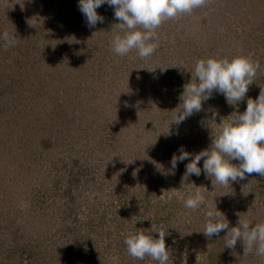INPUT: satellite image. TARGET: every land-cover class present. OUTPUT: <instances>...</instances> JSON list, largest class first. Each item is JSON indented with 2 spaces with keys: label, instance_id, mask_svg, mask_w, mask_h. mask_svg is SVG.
<instances>
[{
  "label": "rangeland",
  "instance_id": "374dc122",
  "mask_svg": "<svg viewBox=\"0 0 264 264\" xmlns=\"http://www.w3.org/2000/svg\"><path fill=\"white\" fill-rule=\"evenodd\" d=\"M78 5L0 0V264H159L132 258L124 241L140 231L158 239L160 229L168 264H264L255 248L243 255L239 240L227 248V230L211 239L201 231L215 205L230 227L238 214L264 223V176L214 188L201 159V175L182 186L189 160L170 163L182 147L210 148L222 120L259 96L264 0H208L166 20L147 58L112 50L122 34L113 7L100 6L103 22L90 28ZM5 31L16 41L7 49ZM236 56L260 64L244 100L230 105L213 92L174 123L195 63ZM173 83L183 90H169ZM197 186L206 206L193 211L183 201Z\"/></svg>",
  "mask_w": 264,
  "mask_h": 264
},
{
  "label": "clouds",
  "instance_id": "9594fccd",
  "mask_svg": "<svg viewBox=\"0 0 264 264\" xmlns=\"http://www.w3.org/2000/svg\"><path fill=\"white\" fill-rule=\"evenodd\" d=\"M207 3L208 0H79L78 7L90 28L103 22L104 17L97 12L100 6L107 4L113 7L114 17L119 21L115 25L122 34L114 36L112 50L120 56L136 50L140 58H147L158 48V43L150 41L156 39V29L163 22L177 19L182 14H191L194 9L204 7ZM29 25L35 26L31 22ZM3 39L6 49L16 43L7 31L3 33ZM259 68V62L247 56L198 60L194 69L190 70L192 79L184 86L180 96L182 107L173 122L179 125L194 113L200 112L203 101L211 98L213 92L223 94L230 105L238 104L246 97ZM221 124L218 134L212 135L210 148L193 155L182 147L179 154H173L170 161L173 169L178 163L189 160L181 178L182 186L187 185L190 176L201 175V159L203 172L212 178L214 188L244 180L253 174L264 176V87H261L257 98H248L244 112H238L231 121L225 122L223 119ZM234 160H238L239 164H234ZM156 167L161 170L159 164ZM183 203L193 211L202 205L206 206L203 190L197 186ZM238 215L240 218L237 226L230 227L217 205L208 207L206 223L201 231L211 239L227 230V248L234 249L239 240L244 248L243 255L247 256L255 248L256 255L264 257V223L252 224ZM156 232L159 234L158 239L143 231L128 235L124 241L128 254L137 260L149 257L159 264H168L170 256L165 242L166 232L163 229Z\"/></svg>",
  "mask_w": 264,
  "mask_h": 264
},
{
  "label": "trees",
  "instance_id": "16d2710c",
  "mask_svg": "<svg viewBox=\"0 0 264 264\" xmlns=\"http://www.w3.org/2000/svg\"><path fill=\"white\" fill-rule=\"evenodd\" d=\"M117 62H119V60H117ZM188 61H186L181 67H180V70H179V73L185 71L187 69V66H185V64L187 63ZM117 64V68L120 70L121 68V64L120 63H116ZM189 70V69H188ZM115 74H117V70H115ZM113 82V79H111L110 83ZM181 84V83H180ZM182 85V84H181ZM183 87L185 85H182ZM169 90H177V89H182L178 84H171L170 88H168ZM167 90V89H166ZM183 90V89H182Z\"/></svg>",
  "mask_w": 264,
  "mask_h": 264
}]
</instances>
